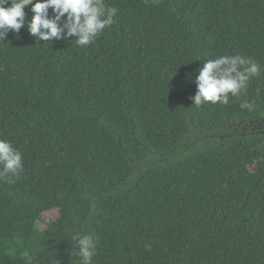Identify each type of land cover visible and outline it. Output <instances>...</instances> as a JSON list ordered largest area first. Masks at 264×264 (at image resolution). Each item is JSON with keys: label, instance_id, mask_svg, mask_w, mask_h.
<instances>
[{"label": "trees", "instance_id": "1", "mask_svg": "<svg viewBox=\"0 0 264 264\" xmlns=\"http://www.w3.org/2000/svg\"><path fill=\"white\" fill-rule=\"evenodd\" d=\"M105 3L88 46L0 41V139L24 163L0 179V264H79L77 232L92 264H264V0ZM236 54L261 76L192 105L194 70Z\"/></svg>", "mask_w": 264, "mask_h": 264}, {"label": "clouds", "instance_id": "2", "mask_svg": "<svg viewBox=\"0 0 264 264\" xmlns=\"http://www.w3.org/2000/svg\"><path fill=\"white\" fill-rule=\"evenodd\" d=\"M31 5L30 20L25 7ZM51 9V14L49 10ZM118 8L106 5L105 0H0V41L9 31L19 33L27 26L28 33L37 41L51 42L73 37L78 46H88L117 22ZM198 71L194 83L195 95L189 97L197 107L204 103L229 104L248 90L250 80L261 76V65L255 59L241 54L221 55L207 59ZM259 95L261 89L256 88ZM24 171L21 151L7 139H0V179L13 182ZM75 244L71 255L80 258L79 264H92L97 252V238L93 233H74ZM145 244V248H150Z\"/></svg>", "mask_w": 264, "mask_h": 264}, {"label": "rangeland", "instance_id": "3", "mask_svg": "<svg viewBox=\"0 0 264 264\" xmlns=\"http://www.w3.org/2000/svg\"><path fill=\"white\" fill-rule=\"evenodd\" d=\"M251 171H255L254 168H251ZM58 215L59 214L57 210H51V211L45 212L42 215L40 226L44 227L45 224L56 220L58 218Z\"/></svg>", "mask_w": 264, "mask_h": 264}]
</instances>
